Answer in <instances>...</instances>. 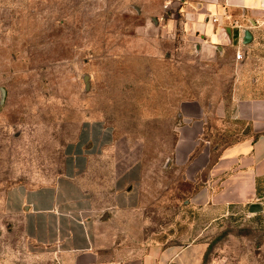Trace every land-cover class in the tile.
I'll use <instances>...</instances> for the list:
<instances>
[{
    "label": "rangeland",
    "instance_id": "374dc122",
    "mask_svg": "<svg viewBox=\"0 0 264 264\" xmlns=\"http://www.w3.org/2000/svg\"><path fill=\"white\" fill-rule=\"evenodd\" d=\"M161 2L0 0V264L40 263L21 221L5 211V194L58 179L66 145L94 120L115 133L110 154L87 174L95 201H114L120 177L136 163L139 171L136 207L99 229L101 246L127 257L199 244L203 264H264V188L257 214L195 199L209 181L206 153L232 141L177 150V107L227 100L231 71L198 60L154 14ZM218 154L211 150L210 162Z\"/></svg>",
    "mask_w": 264,
    "mask_h": 264
},
{
    "label": "crops",
    "instance_id": "0c3cea01",
    "mask_svg": "<svg viewBox=\"0 0 264 264\" xmlns=\"http://www.w3.org/2000/svg\"><path fill=\"white\" fill-rule=\"evenodd\" d=\"M168 2L162 0L154 14L195 49L198 60L223 65L232 78L227 100L195 98L177 107L182 121L177 150L189 142L222 143L225 136L232 141L214 145L211 150L219 154L211 162V150L206 153L209 181L195 199L215 208H251L263 198L264 188V0L172 1L164 9ZM114 143L110 126L101 120L87 122L66 145L58 179L34 188L16 186L5 194V211L21 221L25 237L39 251L37 264H203L205 245H153L141 255L126 257L99 244V229L138 201L137 163L120 177L109 204L95 201L85 185L93 163L110 154Z\"/></svg>",
    "mask_w": 264,
    "mask_h": 264
},
{
    "label": "water",
    "instance_id": "95a60500",
    "mask_svg": "<svg viewBox=\"0 0 264 264\" xmlns=\"http://www.w3.org/2000/svg\"><path fill=\"white\" fill-rule=\"evenodd\" d=\"M87 79H88V77L85 76V81ZM0 91H1L0 106H2L5 103V100H6V97H7V92H6V90L4 88H1ZM262 211H263V207H261L260 205H253L250 208V213H253V214H257V213H260Z\"/></svg>",
    "mask_w": 264,
    "mask_h": 264
},
{
    "label": "built area",
    "instance_id": "2783aa9c",
    "mask_svg": "<svg viewBox=\"0 0 264 264\" xmlns=\"http://www.w3.org/2000/svg\"><path fill=\"white\" fill-rule=\"evenodd\" d=\"M174 1L175 3H178V4H182L184 3L186 0H169V2L167 4L164 5V9H169V6L171 4V2ZM214 21L216 22L217 20L214 19ZM242 55L240 53H237V56L236 58L237 59H241Z\"/></svg>",
    "mask_w": 264,
    "mask_h": 264
}]
</instances>
